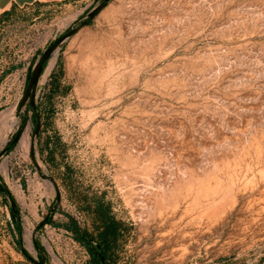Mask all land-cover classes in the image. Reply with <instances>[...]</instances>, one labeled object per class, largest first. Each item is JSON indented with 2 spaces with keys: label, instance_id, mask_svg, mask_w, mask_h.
Returning a JSON list of instances; mask_svg holds the SVG:
<instances>
[{
  "label": "rangeland",
  "instance_id": "1",
  "mask_svg": "<svg viewBox=\"0 0 264 264\" xmlns=\"http://www.w3.org/2000/svg\"><path fill=\"white\" fill-rule=\"evenodd\" d=\"M100 1L18 7L0 24V113L17 118L0 143V264L24 251L88 259L63 224L89 218L19 104L37 57ZM57 67L61 91L47 102ZM39 104L42 137L59 135L74 184L131 225L123 259L264 264V0H110L45 64Z\"/></svg>",
  "mask_w": 264,
  "mask_h": 264
},
{
  "label": "trees",
  "instance_id": "2",
  "mask_svg": "<svg viewBox=\"0 0 264 264\" xmlns=\"http://www.w3.org/2000/svg\"><path fill=\"white\" fill-rule=\"evenodd\" d=\"M71 0L63 1V3ZM37 5L46 3L37 2ZM16 7L0 14V24L10 18ZM45 66V65H44ZM62 69L55 68L49 75L46 83V101L58 92L60 87V74ZM37 112L41 119V130L39 131V149L47 164L55 171L57 178L68 191L69 198L76 205L77 209L88 216L89 226H81L80 223L69 216L68 221L63 225L71 232L75 241H77L87 252L88 259L85 264H132L123 259V247L130 235L131 225L125 221L116 218L110 202L106 201L103 196L98 194H89L82 192L75 184L73 170L70 164L64 159L65 145L57 133H47L42 137L45 120L42 114L40 104L37 105ZM33 118L36 121L35 115ZM12 143H9V147ZM0 191L8 194L5 188L0 186ZM14 200L10 203V212L12 219L17 223V210ZM47 221H52L51 217ZM46 221V222H47Z\"/></svg>",
  "mask_w": 264,
  "mask_h": 264
},
{
  "label": "water",
  "instance_id": "3",
  "mask_svg": "<svg viewBox=\"0 0 264 264\" xmlns=\"http://www.w3.org/2000/svg\"><path fill=\"white\" fill-rule=\"evenodd\" d=\"M110 0H101L90 12L87 14L83 19L80 20L79 24L75 27L70 28L67 32L59 36L57 39L53 41V43L47 47L40 56L37 57V59L34 62V65L32 67L31 73L29 75L23 96L20 100L19 107L25 102L29 103V106L31 110L33 111V114L35 115L36 122H35V129L34 134L37 135L40 127H41V119L36 109V88L40 81L44 65L51 59L56 51L58 50L60 44L65 41L67 38H69L73 33H75L81 26L85 25L91 18H93L104 6L106 2ZM20 133L17 132L13 138V142H16L19 139ZM32 151V157H33V146H31ZM46 178H49L54 185H56L55 180L53 177L46 175ZM59 195V192H58ZM24 255L27 259H29L34 264H47L45 257L42 256L40 260L37 258L31 256L30 254L26 253L24 251Z\"/></svg>",
  "mask_w": 264,
  "mask_h": 264
},
{
  "label": "crops",
  "instance_id": "4",
  "mask_svg": "<svg viewBox=\"0 0 264 264\" xmlns=\"http://www.w3.org/2000/svg\"><path fill=\"white\" fill-rule=\"evenodd\" d=\"M66 0H0V14L4 11L9 10L11 7L15 6L16 8L29 7L37 2L43 3H61ZM14 264H34L29 259L25 257V255H17L15 256Z\"/></svg>",
  "mask_w": 264,
  "mask_h": 264
},
{
  "label": "bare ground",
  "instance_id": "5",
  "mask_svg": "<svg viewBox=\"0 0 264 264\" xmlns=\"http://www.w3.org/2000/svg\"><path fill=\"white\" fill-rule=\"evenodd\" d=\"M16 119L14 107L8 108L0 113V143L4 142L7 131L14 126ZM21 142H27L25 136L22 138Z\"/></svg>",
  "mask_w": 264,
  "mask_h": 264
}]
</instances>
